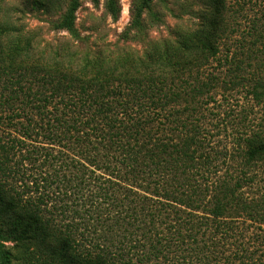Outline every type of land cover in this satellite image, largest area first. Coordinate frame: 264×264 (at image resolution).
I'll return each instance as SVG.
<instances>
[{
	"label": "trees",
	"instance_id": "obj_1",
	"mask_svg": "<svg viewBox=\"0 0 264 264\" xmlns=\"http://www.w3.org/2000/svg\"><path fill=\"white\" fill-rule=\"evenodd\" d=\"M60 1L32 0L44 12ZM80 1L99 3L69 0L53 25L76 41ZM198 2L196 29L141 56L39 51L0 14V264H264V195L246 191L264 128L235 157L209 150L201 117L216 77L204 70L222 47L240 69L226 0ZM104 12L116 22L119 0ZM252 32L263 66L264 28Z\"/></svg>",
	"mask_w": 264,
	"mask_h": 264
},
{
	"label": "rangeland",
	"instance_id": "obj_2",
	"mask_svg": "<svg viewBox=\"0 0 264 264\" xmlns=\"http://www.w3.org/2000/svg\"><path fill=\"white\" fill-rule=\"evenodd\" d=\"M141 2L119 0L120 16L113 22L105 15L104 0H99L96 6L80 1L75 27L84 38L82 41L72 39L68 33L53 26L66 11L69 0H61L50 12L36 8L32 0H0V14H5L8 21L33 36L39 51L48 53L60 49L61 55L69 47L78 54L91 55L106 50L113 55L128 52L141 56L149 44L173 41L177 33L197 28L195 13L201 9L198 0H149L148 6L141 8L140 24L136 26L135 10ZM226 2L229 7L226 15L234 25V33H231L227 45L231 53H236L240 70L237 71L234 64L224 63L227 53L222 47L218 58L204 70V77H216V88L211 92L213 100L203 106L201 119L209 150L222 154L230 152L235 157L242 145L241 139L264 128V108L254 102L247 87L256 76H264V64L260 66V47L253 42L255 36H252V29L264 28V0ZM235 76L242 81L232 86L230 82ZM234 164L231 161L227 167ZM255 176L253 188H246L250 197L264 195V167L255 169Z\"/></svg>",
	"mask_w": 264,
	"mask_h": 264
}]
</instances>
